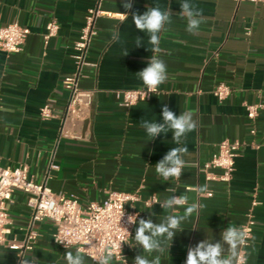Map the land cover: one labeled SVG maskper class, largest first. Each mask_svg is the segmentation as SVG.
Segmentation results:
<instances>
[{"label": "crops", "instance_id": "1", "mask_svg": "<svg viewBox=\"0 0 264 264\" xmlns=\"http://www.w3.org/2000/svg\"><path fill=\"white\" fill-rule=\"evenodd\" d=\"M106 0L104 9L118 18L98 21V36L88 54L92 66L85 69L81 88L95 97L86 120L66 124L68 137L59 139V130L70 97L63 81L76 72L73 55L88 11L94 0H0V28L12 23L28 28L31 34L23 50L15 54L0 51V157L1 165L12 169L26 165L37 183H45L55 194L75 195L85 209L104 202L109 192L138 194L141 201L129 205L137 219L159 223L168 214L161 205L147 209L145 201H161L173 194L187 193L190 203L197 199L188 191L208 185L199 203L205 207L181 227L169 254L161 264H185L189 247L213 237L221 239L228 225L243 226L252 216L256 225L246 252L247 264H264V111L255 123L247 117L246 106L264 104V6L236 0H192L203 10V23L196 34L186 31V21L177 14L180 0ZM170 5L172 23L161 36V58L168 79L151 100L130 109L119 106L116 93L143 88L135 75L147 66L151 52L148 37L138 31L132 13L143 14L149 6ZM128 13L124 20L122 13ZM59 25L57 36L45 44L49 22ZM143 42L135 46V38ZM125 49L128 55H121ZM227 84L231 96L219 103L213 90ZM50 104L55 118L41 119L40 110ZM179 115L194 113L195 131L187 134L188 154L179 180L163 181L155 164L172 148V132L150 140L141 119L162 122V108ZM256 130L252 135L251 130ZM224 141L242 143L232 181L207 182L199 172ZM59 170H51V165ZM211 195H208V193ZM28 196L15 191L9 206L12 234L9 243H22L31 228ZM181 213L183 209L179 210ZM154 213V215H153ZM135 226L133 236L135 235ZM40 235L34 250L20 254L0 246V264H65L67 250L53 243L55 226L50 221L33 227ZM131 238L126 261L142 253ZM157 253L148 256L152 259ZM87 264H93L86 256ZM113 264H123L114 259Z\"/></svg>", "mask_w": 264, "mask_h": 264}, {"label": "built area", "instance_id": "2", "mask_svg": "<svg viewBox=\"0 0 264 264\" xmlns=\"http://www.w3.org/2000/svg\"><path fill=\"white\" fill-rule=\"evenodd\" d=\"M105 1L94 0V6L87 13L79 40L74 45L73 60L76 72L67 76L63 81V86L69 92L70 97L59 130V139L68 137L66 124L86 120L93 105L95 92L82 89L81 79L85 69L92 66L88 61V54L95 38L98 36V21L103 17L122 18L120 15L107 12L103 7ZM236 2H250L264 6V0H236ZM59 29L56 21L48 23L44 37L45 44H48L51 38L57 36ZM30 34L31 31L28 28L18 23L1 27L0 51L6 54L21 52ZM158 93L159 88L156 92L148 93L147 89L143 87L119 91L116 93V98L120 107L130 109L141 102L151 100ZM231 94V88L225 83L219 84L213 90V95L219 103L225 102ZM145 95L148 96L145 98ZM246 111L249 120L255 123L260 112L264 111V104L247 105ZM40 115L43 121H50L55 118L50 104H45L41 108ZM251 134H256L255 128L251 130ZM242 146L239 141L222 142L211 159L202 168H199V172L204 174L207 182L229 184L232 181L236 159ZM50 168L51 170H59V167L54 164ZM15 191H22L28 196L27 206L31 213V228L26 240L22 243L15 241L9 243V237L12 234L9 206L13 203ZM208 195H211V193L209 192ZM157 198L155 195L152 196L145 201V205L151 204ZM140 201L138 194L111 191L104 202L91 203L84 209L75 195L55 194L46 182L37 183L30 176L28 166L23 165L15 169L3 167L0 157V246H7L11 251L20 254L30 252L34 250L40 237L39 233L34 231V225L50 221L55 226L53 243L64 250H67L64 244L57 241H66L68 249L82 248L86 253V257L93 264H95V260L92 257L101 248L113 243L118 244L123 239L126 243L121 244L122 255L119 249H114L116 252L114 259L124 264L126 250L136 226V224L129 223L128 217L137 216L134 210L128 209V206ZM155 204L160 205L159 203ZM255 225V221L250 216L242 226L249 233L248 246L242 249L245 255L253 238ZM124 229L130 233L131 237ZM90 242L91 247H89Z\"/></svg>", "mask_w": 264, "mask_h": 264}, {"label": "clouds", "instance_id": "3", "mask_svg": "<svg viewBox=\"0 0 264 264\" xmlns=\"http://www.w3.org/2000/svg\"><path fill=\"white\" fill-rule=\"evenodd\" d=\"M132 4L124 3L125 9H130ZM180 12L177 14L181 19L186 21V31L190 34H196L200 30L203 23V10L200 9L192 0H180ZM124 20H127L128 13H122ZM132 20L135 28L146 34L148 37L147 44L149 51L152 53L147 66L135 73L142 85L147 89L148 93L156 92L159 86L165 83L168 79L167 65L161 58L162 52L161 36L163 31H166L167 25L172 23V12L170 5L166 9H162L159 4L149 6L143 14L132 13ZM143 42L141 37L135 38V46L139 47ZM128 50L125 49L121 55H128ZM148 95H145V98ZM162 122L156 120L141 119V127L145 129L150 140L166 135L169 131L172 132V139L177 147H172L161 160L155 164V172L159 177L168 182L171 179L179 180L183 175V170L186 166L184 157L188 154V149L184 144L187 134L193 132L197 128V121L194 119V113L183 110L177 115L167 106L162 108ZM209 190L208 185H198L188 191L194 192L197 199L190 201L189 195L181 193L180 195H172L164 200L155 199L151 204L147 205L150 209L153 204L159 203L163 210H167L168 214L157 223L153 222L151 217L148 219H137V216H129L130 224H136L134 237L124 229L127 234L135 240L133 247H141L142 253H147L148 256L157 253L152 259L148 256L138 254L133 260V264H161V256L167 252L169 254L174 237L177 233L182 232L184 228L181 225L189 220L193 215H199V212L205 205L199 203V198H202ZM183 209L181 213L179 210ZM154 215V213H153ZM249 233L238 225H228L221 233L219 241L213 240V237L208 236L206 239L198 242L194 247H189L185 264H247L246 255L242 249L248 246ZM64 244L68 249V243L64 240L57 241ZM126 243L123 239L118 244L113 243L101 248L92 258L95 264H113L116 252L114 249H119L121 254V244ZM91 247V242L89 244ZM122 255V254H121ZM86 253L82 248L77 247L74 251L67 250L63 255L65 264H87ZM21 264H36L35 259H22ZM124 264H127L126 258Z\"/></svg>", "mask_w": 264, "mask_h": 264}]
</instances>
